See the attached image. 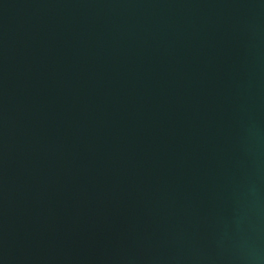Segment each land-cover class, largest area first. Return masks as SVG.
<instances>
[{"label": "water", "instance_id": "1", "mask_svg": "<svg viewBox=\"0 0 264 264\" xmlns=\"http://www.w3.org/2000/svg\"><path fill=\"white\" fill-rule=\"evenodd\" d=\"M0 264H264V0H0Z\"/></svg>", "mask_w": 264, "mask_h": 264}]
</instances>
